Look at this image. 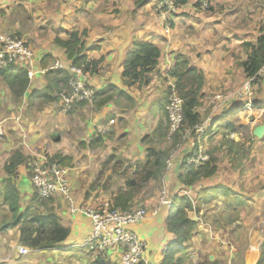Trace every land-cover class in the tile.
I'll use <instances>...</instances> for the list:
<instances>
[{"label": "crops", "instance_id": "obj_1", "mask_svg": "<svg viewBox=\"0 0 264 264\" xmlns=\"http://www.w3.org/2000/svg\"><path fill=\"white\" fill-rule=\"evenodd\" d=\"M158 1L0 0V32L15 34L27 41L32 51L30 65L35 73L18 100L0 82V93H3L0 94V264H112L120 253L117 248L100 254L81 248L79 244L90 232L89 219L71 215L59 196L45 203L47 211L45 205H39L33 196L26 165L17 164L10 172L4 169L13 153L41 162L51 160L52 153L60 155L62 163L56 161L66 169L73 201L86 205L107 204L125 184L119 175L123 166L120 171L113 170L117 166L113 156L124 160L126 166V162L145 163L148 149L163 152L168 149L164 109L167 82L174 80L169 71L177 56H184L191 67L202 73L201 95L217 89L238 90L243 86L246 78L243 64L251 46L261 36L260 26H264V0H207L210 2L207 10L197 8L201 0H187L172 13L157 11ZM168 19L171 28L166 33L164 25ZM142 42L155 45L159 57L141 79L126 84L122 77L124 61ZM76 58L92 63L86 73L88 85L95 92H103L105 96L109 93L112 97L100 107L95 103H79L68 113L62 112L57 97L36 109L34 101L39 99L33 94L47 86L46 73L53 70V63L59 61L67 67ZM257 80L250 101L259 110L241 109L230 113L232 108L246 102L240 99L223 105L229 108L225 112L196 107L199 117L207 114L204 144L216 158L212 176L191 186L180 183L178 176L195 144L186 140L170 166L165 163L163 176L149 181L132 198L133 205L143 206L148 212L139 222L130 225L146 243V262L142 264H162L167 242L175 239L167 230L169 207L160 206L157 213L151 212L158 204L161 187L170 199L185 195L193 206L187 215L196 226L182 250L174 255V259H180L179 264H264V133L261 138L253 135L256 126L264 125V76ZM107 88L110 92L105 91ZM246 116L253 121L243 118L242 122L240 118ZM111 118L114 119L111 131L95 136V125ZM234 120L249 127L248 134L258 139L254 154L251 158H240L239 165L234 164L227 144L220 147L218 138L213 139L222 130L230 131L229 140L225 141L240 146L244 134L232 127ZM106 168L110 171L105 172ZM116 174L121 178L114 189ZM7 178L19 193L17 216L26 210L47 214L50 209L68 229L59 248L34 251L26 246L33 256L19 258L17 246L22 245L19 223L12 224V212L4 202ZM211 198H217V206L204 211H220V226L213 221L208 225L202 222V201L208 202ZM197 247L198 257L192 258Z\"/></svg>", "mask_w": 264, "mask_h": 264}, {"label": "trees", "instance_id": "obj_2", "mask_svg": "<svg viewBox=\"0 0 264 264\" xmlns=\"http://www.w3.org/2000/svg\"><path fill=\"white\" fill-rule=\"evenodd\" d=\"M137 1L138 3H142L144 0ZM185 1L187 0H175L177 5L183 4ZM158 57L159 49L155 45L148 42L137 44L136 48L126 56L124 61L122 71L124 82L126 84H131L134 81L141 79L145 73L154 67ZM85 61L86 59L76 58L74 60V64H79ZM263 64L264 34L259 37L256 45L251 46L248 58L243 64L246 77L249 78L255 75ZM169 75L172 79H174L172 81L175 83L176 90L184 100L183 120L180 130L173 135V137L175 136L174 138L172 137L175 141L174 143L176 144L180 136L183 135L186 130L192 128L197 122H199V112L196 110V107L199 106L203 76L197 68L191 67L187 59L182 55L176 57V62L172 69H170ZM69 77L70 75L68 71L64 69L50 70L46 73L47 86L42 90L34 92L33 95L45 103H50L54 101V99L57 97V94L63 90L62 87L67 85ZM0 80L5 82L16 99H19L23 95L28 86V79L25 69L17 65L0 69ZM168 90L169 87L167 83L166 103L168 98ZM105 91L110 92V89L107 88ZM118 94L127 97L122 92H118ZM110 97H112V94L109 95L108 93L105 96L103 92H96L94 103L97 107H100L103 103L109 100ZM30 101L32 102V100ZM245 105H247V101L243 103L241 107H234L235 109L232 108L231 111H229L230 113H233L235 111L245 109ZM223 108L224 109L222 112L228 111L229 109L228 106ZM164 110L167 116L166 109ZM194 136L196 135L193 132L188 137L189 140L193 141L195 144L187 156H189L190 153L198 146V144L194 141ZM166 139L169 140L167 136ZM226 142L228 144V151H233L236 148V146H231L233 142ZM172 148L173 146H169L164 152L148 149L147 160L145 163L131 164L128 162L129 164L125 166L123 172H120L119 174L124 179L125 184L115 192L112 201L108 202L107 205L119 208L121 210H131L137 207H143L133 205L132 198L139 191V189L146 186L149 181H157L158 178L163 176L164 172L166 171L165 159L169 157V151ZM113 157L114 160L120 164L118 167L124 165V160H118L115 156ZM27 159L28 158L24 157L19 152H15L9 158L8 163L5 164L4 169L7 172H10L17 164L24 163L26 165ZM126 167H130V170L126 169ZM215 171L216 158L210 154L209 160L202 165H199L188 171L184 170L182 167V173L179 174L178 180L183 185L191 186L202 178H208L212 176ZM162 189L165 188H160L159 196ZM3 194L4 202L8 205L9 210L12 212V224L19 223L20 241L22 245L36 250L54 249L61 246V242L67 237L69 231L58 222V218L52 210L49 209V213L47 214L37 211L29 212V210H26L24 213L17 216L16 212L18 210L17 202L19 199V193L12 184L10 178H7V180L4 182ZM38 204L45 205L44 207L46 209L47 205L45 203ZM143 208L147 211L145 207ZM192 208L193 206L191 199L185 195H175L171 199V205L169 206V214L166 219V224L167 230L174 234L175 239L167 242L165 250L163 251L162 264H179L180 259H174V255L183 248V243L187 240L191 231L196 226V222L187 215V212L192 210Z\"/></svg>", "mask_w": 264, "mask_h": 264}, {"label": "built area", "instance_id": "obj_3", "mask_svg": "<svg viewBox=\"0 0 264 264\" xmlns=\"http://www.w3.org/2000/svg\"><path fill=\"white\" fill-rule=\"evenodd\" d=\"M210 2L201 0L197 8L207 10ZM179 5L175 0H159L156 4V10L160 13L175 12ZM168 19L164 25V31L169 32L171 25ZM32 51L27 41L15 34H4L0 32V69L9 66H21L25 69L28 80L34 76L30 62ZM264 64L257 73L244 82L243 86L236 92L218 94L215 96L216 101L213 103V110L222 108L220 106L228 99L230 95L242 99L245 95L250 97L252 93V83L259 77L264 76ZM53 70L64 69L68 71L70 77L67 88L57 94V99L61 102V110L68 113L79 103H89L93 105L96 92L88 85L86 73L91 69L90 61L86 60L78 65L71 64L64 67L59 61H55L51 66ZM168 83V98L165 105L167 113V138L172 139L173 135L180 130L183 120V98L178 94L174 81ZM220 106V107H219ZM227 106H225L226 108ZM245 109L254 108V104L247 100ZM114 126V119H108L97 123L94 127V135L100 136L107 134ZM207 121L197 122L192 128H189L183 134V137H189L193 132L196 137H203L207 129ZM198 139V138H197ZM178 142L173 149L169 151V157L166 159V166H170L172 158L176 155ZM209 160L208 154L204 148L198 144L197 148L187 156L184 170L193 169L200 164ZM26 167L29 173V180L37 201H43L51 197H62L67 205L71 215H82L89 219L90 232L81 241L79 246L88 252L100 254L109 249L117 248L120 250L119 258L112 264H142L145 263L144 253L146 243L139 237L130 225L139 222L148 213L143 207H137L131 210H121L119 208L108 206L107 204H76L71 196L68 180L65 176L66 169L60 166L56 161L30 158L26 161ZM171 205V199L167 197L165 189L161 190L158 204L151 209L152 213H157L160 206ZM18 253L27 254L30 249L24 245L17 246Z\"/></svg>", "mask_w": 264, "mask_h": 264}, {"label": "rangeland", "instance_id": "obj_4", "mask_svg": "<svg viewBox=\"0 0 264 264\" xmlns=\"http://www.w3.org/2000/svg\"><path fill=\"white\" fill-rule=\"evenodd\" d=\"M264 25V24H263ZM264 26L262 27V26H260V29H259V33H260V35H263L264 34ZM264 67V66H263ZM247 80V77L245 78V81ZM29 81V80H28ZM244 81V82H245ZM259 80H255L253 83H252V87H253V89H252V93H251V95H250V97L248 98V96L247 95H245L242 99H240V100H252V98H253V93H254V86H256V84H257V82H258ZM0 82L3 84V86H4V89L7 91V89H8V92H10V94L12 93L10 90H9V88L7 87V85L5 84V82L4 81H2V80H0ZM67 88V85H65V86H63L62 87V89H66ZM239 90V89H238ZM237 90H233V89H217V90H215V91H210L209 93H206V94H203V95H201V97L199 98V107H202L203 109H207V111H209V112H211V111H213V112H216V111H222L224 108H220V109H217V110H213L214 108H213V103H215L214 101H216V99H215V96L216 95H218V94H225V93H231V92H236ZM0 94H3L2 92L0 93ZM11 96H12V94H11ZM15 97V96H14ZM237 99H239V98H236V96L235 95H230L229 97H228V99H226V101L225 102H223V104L222 105H220V106H223V105H225V104H228L229 102H231L232 100H237ZM16 100H18V99H16ZM214 100V101H213ZM34 104L35 105H37L36 106V109L37 108H42V107H44L47 103H45V102H43L42 100H35L34 101ZM254 104V103H253ZM219 106V107H220ZM256 106H254V108H255ZM254 108H250V109H254ZM259 107H257V108H255V110H259L258 109ZM242 112V111H241ZM207 114H205V116H206ZM199 117V122H201V121H204L205 120V118L206 117ZM263 117V116H262ZM262 117H260V118H262ZM243 118H245V119H247V120H249L250 121V123L253 121V119H251L250 117L249 118H247V116L246 117H242V118H240L241 120H242V122H243ZM245 123V122H244ZM250 123H248L249 125H250ZM232 127L235 129V130H237V131H239V132H243V134H244V137H243V139L241 140V143H240V146H237V144L236 143H232V147H235L236 146V148L231 152V154L234 156V158H233V161H234V164L235 165H239V161H240V158H244V157H248V158H251V156L254 154V145H256L255 144V142H257V138H253V136H252V134L250 133V135L248 134V132H247V130H248V128L249 127H247L245 124L243 125V123H241L240 122V120H234V121H232ZM220 134H223V136H219ZM214 135H216V137H214L213 139H215V138H218V140H217V143H220V147H222V146H225L226 144H227V142L225 141V140H229L228 138V136L230 135V131H225V130H222L221 132H219V133H216V134H214ZM248 135H249V137H248ZM101 136V135H100ZM175 137V136H174ZM173 137V138H174ZM195 137V139H194V141L197 143V144H199V145H201L203 148H204V150H205V152L208 154V156H209V158H210V152H209V149L208 148H206L205 147V144H204V139L206 138V135H204L203 137H196V136H194ZM173 138L170 140H167L166 138V142H165V146H167V147H169V146H173V148L175 147V141L173 140ZM198 138V139H197ZM172 140H173V142H172ZM186 140H189V138L188 137H183V135H181L180 136V138L178 139V144H177V146H176V148L178 147V150H179V148L181 147V145L182 144H184L185 143V141ZM176 142V143H177ZM227 147H228V144H227ZM172 148V149H173ZM218 149H220V148H218ZM177 150V151H178ZM61 153H64L63 151H60ZM50 154V153H49ZM52 154H54V155H52ZM51 154V157H52V160H57V161H59L60 160V158H61V156L60 155H56L55 153H52ZM30 158H33V157H28V159H30ZM166 160V159H165ZM185 161H186V159H185ZM60 163H62L61 161H59ZM207 162V161H206ZM125 163V162H124ZM127 164H126V166L129 164L128 162H126ZM205 163V162H204ZM184 164H185V162H184ZM184 164H183V166H184ZM203 164V163H202ZM202 164H200V165H202ZM62 165V164H61ZM110 165V164H109ZM120 164H118L117 163V166H116V169H113L114 171H120V168L123 166V167H125L124 165H122L121 167H118ZM112 166V165H111ZM182 166V167H183ZM121 168V171L120 172H123V170H124V168ZM126 169H129V167H126ZM183 169H184V167H183ZM130 170V169H129ZM107 171H110L109 169H105V172H107ZM111 173V172H110ZM112 174V173H111ZM119 174V173H118ZM120 176H117V174L116 175H114V181H113V185H112V188H114L115 189V187L116 186H118V182H119V178ZM121 178V177H120ZM201 180V179H200ZM199 180V181H200ZM198 182V181H197ZM193 185V184H192ZM147 186V185H146ZM146 186H144V187H142V188H140L139 189V191L138 192H140L141 190H144V188L146 187ZM162 188V187H161ZM203 191V190H202ZM202 191L201 192H199V195H200V198H202V196H203V193H202ZM205 191V190H204ZM160 192V191H159ZM146 193H147V191H146ZM145 193V194H146ZM34 196V198H35V201L36 202H38V203H48L51 199H53V198H49V199H46V200H43V201H37L38 199L36 198V196L35 195H33ZM215 199H217V198H215ZM215 199H210L208 202L206 201H202V208H203V211H201L202 213H203V215H201L202 216V222L204 223V224H206V225H208L209 224V221H213V222H215L216 223V225L217 226H220V222H219V218H221L222 217V214L220 213V211H217V212H214V213H211L210 212V210H208V212L209 213H205V211H204V209L205 208H207L208 209V207H212L213 205H215V204H217V201L215 200ZM201 202V201H200ZM217 205H215L214 207H216ZM200 207V208H201ZM197 210V209H196ZM197 214H198V217L200 216V214H199V212L197 211ZM32 250H36V249H32ZM31 250V251H32ZM182 250V249H181ZM180 250V251H181ZM197 252H198V247L197 248H194L193 249V253H194V255L193 254H191V257L192 258H194V257H198V255H197ZM25 256H33L32 254H29V252L27 253V254H25V255H21V254H19V258H21V257H25Z\"/></svg>", "mask_w": 264, "mask_h": 264}, {"label": "water", "instance_id": "obj_5", "mask_svg": "<svg viewBox=\"0 0 264 264\" xmlns=\"http://www.w3.org/2000/svg\"><path fill=\"white\" fill-rule=\"evenodd\" d=\"M264 133V125H258L253 130V135L257 138H261Z\"/></svg>", "mask_w": 264, "mask_h": 264}]
</instances>
